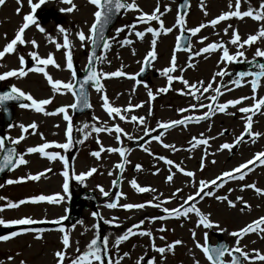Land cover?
<instances>
[{"label": "rangeland", "instance_id": "rangeland-1", "mask_svg": "<svg viewBox=\"0 0 264 264\" xmlns=\"http://www.w3.org/2000/svg\"><path fill=\"white\" fill-rule=\"evenodd\" d=\"M8 2L13 9L12 18L8 16L12 28L8 27L6 21L5 25L3 23L4 26H0V51L3 50L7 42L9 43L15 38L16 32L24 23L23 17L33 14L29 0H11ZM128 2H132V0H128ZM135 2L139 10H127L119 18L108 37V43L111 46L100 53V57L103 59L98 61L97 66L98 72L119 70L123 71L125 75L103 77L101 79L102 91L91 88V107L83 115L75 117L72 109H68L73 125L72 147L66 150L55 147L57 143H67V122L63 119L62 113L45 115L32 108L16 107L15 119L9 130V137L11 141L22 135L25 137L18 143V154H23L27 163L17 165L0 180V184L4 185L0 187V197L4 198L0 200V219L7 222L30 218L34 222L26 225L28 227L36 226L41 222L65 220L70 201L80 194L82 188L94 192L99 198L100 204L94 209L88 203V207L82 210L81 218L77 222L65 223L61 227L70 239L64 264H70L71 259L79 254L77 250L80 252L86 250L87 244L97 234L108 238L107 259L111 258L113 264L123 256L124 252H128L129 255L124 257L120 264H137L141 257L143 260L149 259V261L154 259V264H195L197 260L199 264H209L203 252L196 247L197 242L200 244L205 242V232L212 242L216 241L213 235L219 233L227 239L230 247H235L236 238L230 236L229 233L238 231L251 221L264 216V195L256 193L254 189L244 187L247 184H255L264 191V165L250 166L253 170L246 175L243 181L229 180L221 188L209 186L207 190L215 193L212 197H204L203 199L195 197L200 180L210 181L224 171H230L241 163H246L252 159L255 153L264 151V107L253 115L252 123V132H260L261 136L243 138L239 150L233 156L230 154L233 148L231 150L221 148L224 143L234 144L236 138L244 133L247 116L252 115L238 111L240 107H251L255 103L250 87L252 77H245L240 86L225 84L222 82L224 76L217 77L215 81L212 80L214 74L220 70H225L228 73L233 72L236 79L237 71L245 70L253 61L264 63V57H255L253 60L257 48L264 50V38L258 39L251 46L245 45L243 49L230 43L233 32H238L241 41H243L248 35L256 34L259 28L264 26V21H255L250 17H231L226 21L219 22L216 26H212L209 23L212 19L223 12L235 10V0H231L232 8H229L230 0H191L190 8L186 16L184 15L185 26L182 30L175 24L178 15H180L178 12L179 0H135ZM202 2L203 8L201 7ZM262 2L264 0H240V10L245 11L249 6L254 11L259 10V5ZM32 3L39 4V0H32ZM72 3L76 5L74 11H61L59 18L64 17L63 20L58 22L50 20L46 24L36 20L35 24L30 25L23 34L25 44L18 43L16 45L14 52L10 54L13 56L12 58L8 60L6 57L0 58V75L6 71L19 70L23 67L19 57L24 56L26 62L30 53L36 51L41 58H47L49 54L53 55L56 63L60 65L59 68L54 65H42L53 79L73 83L71 71L66 67L68 50L63 47V34L59 32V27L62 26L69 34L73 64L78 63L81 68H84L87 64L91 42L87 39L81 42L77 34L83 31L86 37L91 35L90 28L96 7L89 0H72ZM158 5L160 8L158 14L161 15L164 27L172 28L170 33L165 34L160 29L158 21H150L147 24L137 22L140 11L151 14ZM7 6L0 5V23L4 19V8ZM70 6L63 0H46V3L39 8L61 10ZM201 23L205 24L206 27L201 29L199 33L192 35L191 50L187 52L176 51L177 36L183 31L198 27ZM36 25L43 27L45 31H39ZM125 25H135V29L125 28L117 36L116 29ZM229 25L231 28L225 32L224 29L228 28ZM149 26L161 33L156 38L157 58L152 64L151 79L146 83L137 84L138 72L147 52L151 50L153 37L151 33H146L144 38L140 39L135 36V31H143ZM124 39H130L132 43L122 45L120 42ZM32 40L36 41L35 47L31 43ZM56 43H60L62 47L57 49ZM209 43H223L224 46L228 47L230 55H235L237 51H244L245 57L238 58V61L233 62L221 61L222 49L196 55L201 48L206 47ZM174 52L176 70L171 73L174 77H183L189 81L190 85L197 84L198 88L200 81L204 82L205 87L210 82L213 84V88L221 87L223 94L219 97L218 103H226L230 99L245 96L249 99L242 101L237 106L230 105L223 113L217 111L207 124L195 125L190 121L189 124L177 125L167 131L162 130L158 126L159 124L184 119L185 116L203 115L208 111V108L201 107L202 109L197 111L196 106L201 104L213 105V101L206 98L214 94L212 89L197 100L195 96L188 94L190 89L185 88L182 81L177 79L173 80L169 91L158 92V89L168 87L167 77L162 75V72L165 68L172 66L171 59ZM9 78V84L31 94L33 98L37 100L50 99L51 102L44 106L46 112H55L58 107L70 105L74 101V96L70 92L63 90L54 92L43 73L28 71L24 77L17 75ZM149 88L153 92L154 99L148 96ZM199 94L200 91L196 93V96ZM104 95L108 97L109 103L113 107L121 108L120 114L126 117L125 120H120L115 115L110 117L107 114L102 106ZM262 97H264V78H261L255 93V99ZM26 103H30V101ZM137 104L141 107L136 108L135 105ZM129 105L133 106L131 110L124 111ZM179 109L186 111L180 112ZM128 113L131 116L144 117V124H140L139 121H132L131 116L127 118ZM32 123L37 125L36 129L29 128L27 132H24L20 127ZM85 124L88 125L85 130L88 133L86 139L85 131H78V129H84ZM93 125L111 127L113 132L95 133ZM117 125L124 130L123 133H115V126ZM199 126L201 128H198ZM146 131L148 135H145ZM124 133L133 139L129 140ZM116 135L120 136L119 141L115 139ZM157 135L161 136L160 141L153 139ZM194 137L207 139L208 144L197 145L193 148ZM81 140L83 143L78 142ZM42 143L53 145L46 151L59 152L66 158L67 171L69 172V189L67 192L63 190L65 180L63 173L66 170L64 161H61L59 157L56 160H50L40 153H27V148L36 147ZM163 144L174 145L177 150L166 149ZM101 145H103L104 151L101 152L100 157L96 158L91 155L92 152L99 151ZM113 147L127 149L125 154L127 162L124 166L122 187L118 192L113 189V182L120 171L116 165L124 163L125 157H121L119 153L108 151L109 148ZM145 147L149 149L148 152L143 150ZM159 156L172 160L173 164L167 165L158 159ZM202 162L203 168H201ZM177 164L184 168L185 172L192 171L194 177H188L179 172L176 168ZM136 165H140L141 170L137 171ZM92 168L97 169V171L90 176H85L83 182L76 179L77 175L87 173ZM169 169L174 173L171 182L166 179L170 174ZM37 174H42L40 179H28L29 176ZM9 179L19 182L7 184L6 181ZM133 179L140 187L155 189V191L138 192L130 183ZM101 187L109 193L108 197L101 193ZM177 189L181 191L177 193ZM174 193L175 196H173ZM39 195L59 196L60 202H31L32 197ZM189 195L195 197L193 201H190V204L195 203L202 213L208 215L211 222L219 225V228L205 229L202 225L197 227L199 218L195 213H190L188 218L152 219L161 215L167 216L163 212L164 207L170 210L176 208ZM217 195L227 196L235 203V207L229 206L226 201L217 200L215 198ZM237 197L242 199L237 200ZM20 200L26 202L17 208L7 207L9 202L18 203ZM149 201H152V204L162 202L161 207L155 208L148 203ZM110 202H116L117 207L108 208L107 204ZM126 203H144L145 207L143 209H124L122 205ZM93 213L99 215L94 216ZM140 220H144V224L140 225L139 229H134L137 234L130 236L128 240L122 241L120 245L116 246V238L124 234L127 228L138 224ZM105 221H111V223H105ZM4 226L8 225H0V229ZM61 228L48 231L21 228L16 232L18 235L15 237L9 235L10 239L0 241V264H21V261H24L25 264H58L55 252L64 250L62 244L64 232L60 231ZM161 228H164L165 231L161 232ZM147 230L152 231V237L138 234L139 231ZM192 231L196 232L195 239L192 237ZM161 236L164 239H160ZM153 239L156 247H166L175 240H181L182 243L177 245L173 251L160 254L152 248ZM240 247L249 253H252L253 249L264 253V233H250L240 238ZM225 259H230V257L226 255ZM143 260L140 261V264Z\"/></svg>", "mask_w": 264, "mask_h": 264}, {"label": "snow or ice", "instance_id": "snow-or-ice-1", "mask_svg": "<svg viewBox=\"0 0 264 264\" xmlns=\"http://www.w3.org/2000/svg\"><path fill=\"white\" fill-rule=\"evenodd\" d=\"M64 3L70 4V7H67L65 9H61V11L64 12H72L75 10L76 5L72 3V0H63ZM89 2L94 5L97 8V11L94 13L95 22L91 25L90 33L88 37H86L85 33L83 31L78 32V38L81 42H84L86 39L91 42L94 46H99L97 42V37L100 41H104L103 48L105 50L110 48V44L105 40V37L103 35L105 26L111 21L113 15L119 14L121 10H139L138 5L136 4L135 0H132V2H128V0H89ZM5 3V0H0V5H3ZM29 3L32 5V11L35 12L37 8H39L41 5L46 3V0H39V4L32 3V0H29ZM185 7V5H181V8ZM201 7L203 8V2L201 3ZM229 8H232L231 0L229 2ZM241 3L240 0H235V10L234 11H226L223 12L221 15L217 16L216 18L212 19L209 23L212 26H216L221 21H226L231 17L236 18H244V17H250L254 19L255 21H264V2H262L259 5V10H253L251 6L247 8L245 11H241ZM19 11V9H18ZM159 5L156 7V9L151 13L147 14L142 11H140V15L137 18L138 23H144L147 24L150 21H158L160 25V29L163 30V32L170 33L172 31V28H165L163 21L161 20ZM205 15H207V12H205ZM24 23L20 26L18 31L15 34V38L12 39L7 45L3 48L2 51H0V58H3L5 54H11L14 52L16 45L19 43L21 45L25 44V40L23 39V34L26 29L29 28L30 25L35 24V16L34 15H25L23 17ZM175 24L180 27V29L184 30L185 26V16L184 15H178ZM39 29V31L44 32L45 29L39 25H36ZM206 25L201 23L198 27H193L191 29H188L187 31L191 32L192 35H195L201 31V29L205 28ZM125 28H131L135 29V25H125L123 27L116 29V35L118 36L121 32L125 30ZM231 28V25L228 26V28H225L224 31L227 32ZM59 32L63 34V47L67 49L66 54V67L71 71V76L73 79H75L77 72L73 65V57L72 52L70 50V40H69V34L66 29H64L62 26L59 27ZM146 33H151L153 39L151 40V50L147 52V55L144 58L145 64H150L152 60H155L157 58L156 56V38L161 34L159 30L154 29L153 27H146L143 31H135V36L143 39ZM264 38V26H261L256 34H250L247 36L246 39L241 41V36L238 34V32H233L232 38L230 43L232 45H237L240 49H243L245 45H253L258 39ZM207 39V38H204ZM184 40L183 32L181 36L177 37L176 40V50H180L182 46V41ZM32 45L36 46V41H31ZM122 45L131 44L132 40L130 39H124L120 42ZM55 47L57 49H60L62 45L60 43H56ZM188 49L191 50L190 43L188 44ZM217 49H222L223 55L221 56V61H227V62H233L238 61V58L245 57L244 51H237L235 55L229 54L228 47L224 46L223 43H209L206 47H203L199 50V52L196 53V55H200L201 53H209L216 51ZM31 59L34 60L37 64L35 68H30L28 71H35L38 73H43V75L46 77L48 84L51 86L52 90L54 92H60L63 90L64 92H70L75 98L76 102L72 103L70 105L61 106L58 107L55 112H46L44 106L48 105L51 100L50 99H35L31 94H27L21 89L13 86L11 92H6L3 94H0V103H3L4 101L9 100H26L30 101V103H22L20 106L22 108H32L36 112L44 113L45 115H55V114H63V119L67 122V143H57L55 144L56 148L59 149H69L73 145L72 140V132H73V125H72V117L69 115L68 109L76 110L80 107L81 104H83L84 107H90V105L87 103L86 94L84 91L85 84H87L89 81L93 82L97 91H102V84L101 79L103 77H121L124 76L125 73L123 71H113V72H98L96 67L94 66V60L100 61L103 59V57H98L95 52H93L88 57V64L90 65L88 74L84 77V80L80 82V92L79 94L75 91L74 84L69 82H63L59 79H53L51 75L45 70V67L47 65H54L55 67L59 68L60 65L56 63L53 55L49 54L47 58H41L36 51H33L30 53ZM255 57H264V50H261L260 48H257L253 57V60H255ZM150 58V59H149ZM19 61L21 65L25 64V58L24 56L19 57ZM171 67L165 68L162 72V75H165L167 77V83L168 87H162L158 89V92L165 93L169 91V87H171L172 82L174 79L181 80L185 88L190 89L189 95L195 96L197 100L200 99L199 96H196V93L201 91L203 93L209 92L210 89L214 92L213 95L210 97H206L207 99H210L211 101L215 102L218 101V98L223 94L221 91V87L213 88V84L210 82L207 84V86H204V82L200 81L199 85L200 87H197V84H189V81L186 79H183V77H174L171 75L172 72L176 70V55L175 52L173 53L172 59H171ZM257 68L259 71H248V72H240L235 80H230L229 82L231 84H234L236 86H240L241 82L244 80L245 77H252L251 79V90L253 93V99L255 100V103L251 107H240L238 111L240 113L248 114L251 113L252 115L247 116V122L245 124L244 133L241 134L240 137L236 138L235 143L239 144L242 142L243 137L245 134L252 137H259L261 136L260 132H252V123H253V115L260 111L262 107H264V97L260 99H255V93L257 91V88L260 85L261 78H264V63L257 64ZM141 72L145 71V68L140 69ZM21 76L24 77L27 75V72L23 67H21L19 70H10L4 72L2 75H0V80H4L8 77L13 76ZM229 73L225 70L217 71L214 76L212 77V80L215 81L217 77H223L228 76ZM134 78V77H133ZM136 83L139 84L140 81L136 80ZM147 88V85H145ZM231 91V89H228ZM148 96L150 98L154 99L153 92L149 88L148 89ZM249 99V97H240L238 99H230L226 103H217L215 104V107L212 104H208L206 107L208 108V111H206L203 116L198 117H188L185 116L184 119H177L173 120L169 123H162L158 126L163 129H168L170 127H174L177 125H184L188 122L189 119H194L197 122L200 120H207L210 115H214L217 111L220 113L225 112L226 109L229 108V106H237L242 103V101ZM103 100V108L106 110L107 114L112 116H118L120 120H125L126 117L124 115H121V108L119 107H113L108 100V97L104 95L102 97ZM133 106L129 105L128 109H125L124 111H129ZM136 108L141 107V105L137 104L135 105ZM195 107V105H193ZM200 107H205L204 104H201ZM180 112L186 111L185 109H179ZM132 121H139L140 124H144V117H137V116H131ZM24 132H27L29 128L36 129L37 125L35 123L29 124L27 126L21 125L20 126ZM93 131L95 133H101V132H107L112 133L113 128L107 127V126H100L96 127L95 125L92 126ZM88 128V125H84V129H78V131H85ZM124 130L120 128L118 125L115 126V133L120 134L123 133ZM88 133L85 131V139L87 138ZM125 136L128 137L129 140L133 139V137L129 136L127 133H124ZM145 135H148L147 131L145 132ZM223 135V133H221ZM25 137L22 135L16 140H13L12 143L18 144L20 141H22ZM115 139L117 141L120 140V136L116 135ZM154 140L160 141L161 136L157 135L153 137ZM195 141L194 144H192V147L195 148L197 145H207L208 140L201 138L196 139L193 138ZM79 143H83V140L78 141ZM255 142V140H253ZM54 143V142H53ZM53 145L50 143H42L36 147H29L27 148V153H40L42 156L48 157L50 160H56L58 157L61 161H64L65 164V171L63 173L64 175V184H63V190L65 192L68 191L69 185H68V178H69V172L67 171V160L63 155H60L59 152L56 151H46V149H49ZM163 147L166 149H172V151H176V147L174 145L170 144H163ZM222 149H228L231 150L233 148L232 143H224L221 145ZM5 150V142L3 138H0V151ZM145 152H148L149 149L145 147L143 149ZM104 151L103 145L100 146L99 151H94L91 153L96 158H99L101 155V152ZM109 152L113 153H119L121 157H125L127 149L124 147H113L108 149ZM17 155L16 148H9L7 149V154L3 157V163H0V172H3L5 169L9 168L11 166L12 168H15L17 165H24L27 163L26 159L24 158L23 154H20L18 158H15ZM15 158V159H14ZM159 160L164 161L167 165H172L173 161L170 159H166L164 156H159ZM127 162L126 157L124 163H119L116 165V167L123 172L125 163ZM264 165V151H259L255 153V155L252 157V159H249L246 163H241L238 167L230 170V171H224L221 175L216 176L214 179L210 181L200 180L199 181V188L195 193V197H199L203 199L204 197H212L215 195V193L209 189V186L213 188H221L223 187L224 183H227L229 180H241L243 181L246 177V175L253 170L252 167L254 165ZM136 170H141L140 165H136ZM176 168L179 170V172L183 173L184 175L188 177H194V173L192 171L185 172L184 168H182L179 164L176 165ZM201 168H203V162L201 163ZM241 170H244L243 172ZM97 169L92 168L89 172L83 173L80 175H77L76 179L83 182L85 176H90L93 173H95ZM158 171V170H157ZM170 174L166 177L167 181L171 182L173 180L174 173L171 172V169H169ZM40 175L37 174L34 176H29L28 179L31 180H38L40 179ZM111 175V173H110ZM23 179V178H21ZM218 181L220 183H218ZM19 181L9 179L6 181L7 184H13L17 183ZM115 184V181L113 182ZM131 185L133 188H135L138 192H147V191H155V189H149L146 187H140L136 180L133 179L131 182ZM4 185L0 184V187H3ZM246 188L254 189L256 193H259L261 195H264V191H262L259 187H257L255 184H247L244 185ZM101 193L108 197L109 193L105 191L102 187L100 188ZM181 190L177 189L176 192L179 193ZM231 191V190H230ZM175 196V193L173 194ZM193 195H189L182 204H180L178 207L169 209L167 207L163 208V212L167 214L161 215L158 217H153V220H165L169 217H175V218H188L190 213H195V215L199 218L197 227L203 226L205 229H210L213 227L219 228L218 224H214L210 221L208 215L201 212V210L196 206L195 203L189 204L190 201H193L195 199ZM215 198L219 201H226L229 206L235 207V203L228 199L227 196H215ZM4 199L3 197H0V200ZM117 199H119V196H117ZM154 199H156L154 197ZM242 198L237 197V200H240ZM40 201H49V202H60L59 196H47V195H39L34 196L31 198V202H40ZM26 201L20 200L18 203L9 202L7 204L8 208H17L20 205H23ZM149 204H152V201L148 202ZM162 203V202H161ZM161 203H155L152 204L155 208H160ZM108 208H116L117 203L116 202H110L107 204ZM122 207L124 209H143L145 207L144 203H126L123 204ZM243 211V209H241ZM94 216H98V213H93ZM63 219V218H61ZM34 221L30 218H22V219H15L11 221L5 222L4 220L0 219V225H29L32 224ZM59 223V221H57ZM105 223H111V221H105ZM144 224V220H140L138 224H134L132 227L127 228V230L124 232V234L118 236L115 241V245L118 246L122 241H126L129 239L130 236H134L137 233L134 231V229H139L140 225ZM99 227V225H97ZM221 231H225L224 229H220ZM61 232H64L63 238H62V244L64 247L63 251H57L55 252V256L57 258L58 264H64L65 258H66V250L69 247L70 239L69 235L65 232L63 228L60 229ZM161 232L165 231L164 228L160 229ZM264 233V216L259 217L258 219H255L248 223L246 226L242 227L238 231H232L229 233L230 236L236 238L235 239V247H229L226 243H219L218 245H210L208 243V234L205 232L204 234V243L200 244L199 242L196 243V247L199 248L204 256L206 257L209 264H257V262H260V264H264V253L260 252L259 250L253 249L252 253H249L248 251L242 250L240 247V238L246 236L250 233ZM141 236H148L152 237L153 233L151 230L147 231H139L138 233ZM18 235L16 232L11 233V237H15ZM196 232L192 231V237L195 239ZM8 235H0V241H6L11 238ZM160 239H164L163 236L160 237ZM100 241V236L97 234L95 238H93L90 243L87 244L86 250L80 252L78 251V255L71 259L70 264H105V256L104 253L106 251V246L108 243V238L105 236L103 238V247L98 243ZM182 243L181 240H175L172 243L168 244L166 247H156L154 239L152 241V248L160 253L164 254L166 251L171 252L174 250V248L177 245H180ZM129 255L128 252H124L123 256H121L119 259L115 261V264H120V261ZM230 257V259H225V256ZM143 260V257H141L137 264H140V261ZM21 264H25L24 261H21ZM107 264H113V261L111 258L107 259ZM148 264H154V259L148 261ZM195 264H199V261L197 260Z\"/></svg>", "mask_w": 264, "mask_h": 264}, {"label": "water", "instance_id": "water-1", "mask_svg": "<svg viewBox=\"0 0 264 264\" xmlns=\"http://www.w3.org/2000/svg\"><path fill=\"white\" fill-rule=\"evenodd\" d=\"M187 4H188V0H184L183 3H182V5H185V7H184L185 9L187 8ZM122 11L123 10H121V12ZM121 12L119 14L113 15L111 21L105 26L104 32H103L105 40L107 38V34H108L109 30L114 25V23L116 22L117 18L120 16ZM48 15L50 16L49 12H48V14H47V12H41L40 13V17H41V19L44 22L49 19ZM186 40L187 39L185 37L184 40L182 41V46L181 47H186ZM97 42H98L99 46L92 45L93 48L91 50L90 55L93 52H95L96 55L98 56L99 51L103 48L104 41H100L98 39V37H97ZM93 63H94V66L96 67L97 61L94 60ZM33 65L34 64L29 63L28 67H31ZM255 65H256V69L259 71V69L257 68V63ZM89 68H90V65L88 64L86 71L85 72H81L79 67L77 65L75 66V69H76V72H77V75H76L77 79H76V83H75L74 86H75V91L78 94L80 92V82L83 81L84 77L88 74ZM144 68H145V71L141 72V74H140L141 77H143L144 75L147 74V72L149 70V64L145 65ZM89 86H95V85L91 81H89L87 84H85L84 91H85V94H86L87 103L90 105V102H89ZM6 92H11V89L7 87L0 94L6 93ZM22 103H25V100H23V99H20V100H9V101H4L3 103H1L2 108H3L4 120H3V122H0V138L4 139L5 150L2 151V153L0 155V163H3V157H4V155L7 154V149L13 148V147L16 148V145L9 143L7 135L3 133V130L8 128L11 125L12 121H13V118H14L13 105L14 104H22ZM88 109H89V107H84L83 104H81L79 108L74 110V113H75V115H80V114H83L84 112H86ZM15 158H17V155H16ZM11 169H12V167L9 166V168L5 169L3 172H0V178H2L4 176V174L6 172H8L9 170H11ZM120 181H121V178H120V175H119V177H118V179L116 181V184H115L116 188L119 187ZM84 200L91 201L93 206H95V207L97 205V200H96L95 195H93L92 193H88V192H82V194L79 197H77L70 205V212H69V218H68L69 222H75L76 220H78L80 218V215H81V204H82V202ZM60 224H61V222L56 223L55 226H59ZM17 228H19V226H11V227H8V228H4L0 232V235L11 234L12 232H15L17 230ZM98 243L101 245V247H103V238L102 237H100V241ZM220 243H225V242L224 241H220ZM106 251H107V248H106ZM106 251H105V253H106Z\"/></svg>", "mask_w": 264, "mask_h": 264}, {"label": "flooded vegetation", "instance_id": "flooded-vegetation-1", "mask_svg": "<svg viewBox=\"0 0 264 264\" xmlns=\"http://www.w3.org/2000/svg\"><path fill=\"white\" fill-rule=\"evenodd\" d=\"M6 5H8V6L6 8H4V11H5V13H8L9 12V9L11 8V6L9 5L8 0H5V3L3 4V7H5ZM5 21H6V23H8V27L9 28H12L11 23L8 20V15H7V19ZM4 25H5V22H4ZM4 81L6 83L7 81H9V78L4 79ZM210 120H211V117H209L207 120H200V123L198 125L207 124V122H209ZM198 128H201V126H199ZM203 129L205 130L204 127H203Z\"/></svg>", "mask_w": 264, "mask_h": 264}, {"label": "bare ground", "instance_id": "bare-ground-1", "mask_svg": "<svg viewBox=\"0 0 264 264\" xmlns=\"http://www.w3.org/2000/svg\"><path fill=\"white\" fill-rule=\"evenodd\" d=\"M234 79V77H233V74H231V73H229V75L228 76H224L223 78H222V82H225V81H230V80H233ZM68 97H69V95H68ZM67 97V98H68ZM125 109H128V107H126ZM131 110V109H130ZM127 118L128 117H130L131 115L128 113L127 115ZM219 182V181H218ZM143 187V186H142ZM189 204H190V202H189Z\"/></svg>", "mask_w": 264, "mask_h": 264}]
</instances>
